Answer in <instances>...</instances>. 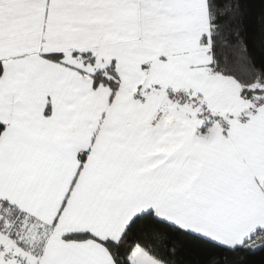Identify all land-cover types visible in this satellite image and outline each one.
<instances>
[{
  "label": "snow or ice",
  "instance_id": "obj_1",
  "mask_svg": "<svg viewBox=\"0 0 264 264\" xmlns=\"http://www.w3.org/2000/svg\"><path fill=\"white\" fill-rule=\"evenodd\" d=\"M0 264H264V0H0Z\"/></svg>",
  "mask_w": 264,
  "mask_h": 264
}]
</instances>
